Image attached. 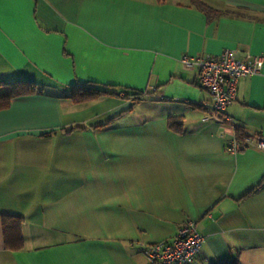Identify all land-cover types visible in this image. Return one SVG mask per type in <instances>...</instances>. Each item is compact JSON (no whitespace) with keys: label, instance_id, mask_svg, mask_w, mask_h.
<instances>
[{"label":"crops","instance_id":"obj_1","mask_svg":"<svg viewBox=\"0 0 264 264\" xmlns=\"http://www.w3.org/2000/svg\"><path fill=\"white\" fill-rule=\"evenodd\" d=\"M193 1L0 0V80L41 88L0 109V264H148L188 221L193 264H264V65L226 110L250 142L230 152L236 128L202 121L212 97L181 62L264 57V0H197L210 18ZM81 85L114 93L76 105Z\"/></svg>","mask_w":264,"mask_h":264},{"label":"built area","instance_id":"obj_2","mask_svg":"<svg viewBox=\"0 0 264 264\" xmlns=\"http://www.w3.org/2000/svg\"><path fill=\"white\" fill-rule=\"evenodd\" d=\"M181 62L187 68L196 69L197 83L212 97V102L204 106L206 115L202 121L220 119L235 128L237 125L226 110L235 100L239 79L257 74L264 65V57L247 54L239 59L233 50L225 49L217 57L183 56ZM249 143L246 139L245 144ZM255 146L264 150V142H257ZM240 148L234 136L229 151L236 152ZM202 244L203 237L195 223L188 221L178 229L172 240L146 245L143 254L148 264H193Z\"/></svg>","mask_w":264,"mask_h":264},{"label":"trees","instance_id":"obj_3","mask_svg":"<svg viewBox=\"0 0 264 264\" xmlns=\"http://www.w3.org/2000/svg\"><path fill=\"white\" fill-rule=\"evenodd\" d=\"M193 4L199 10L204 12L208 18L211 16L217 15V11L209 8L205 4L200 1L194 0ZM41 88H39L36 84L27 81H16V82H5L0 80V109L7 108L11 102V100L29 94H34L36 92H40ZM126 96L132 98L133 103H137L141 99V93L139 92H130L128 93L127 90H122ZM113 91H109L105 88H101L98 86H90V85H81L75 86L74 88L69 90L67 95L68 99L73 104L82 105L88 102H91L103 95L113 94ZM168 125L171 129L178 131V127L180 126L179 122L176 121L174 118H170L168 120ZM235 138L236 141L241 145L240 150L247 147L245 144V140L248 137L243 131V129L239 128L237 125L235 127ZM12 218L11 220L14 223H10L11 226L6 229V224L8 219ZM20 223V218L18 217H4L3 218V229H4V237H5V245L8 249H16L18 248V243L15 244L14 241L19 240V232H18V225Z\"/></svg>","mask_w":264,"mask_h":264},{"label":"snow or ice","instance_id":"obj_4","mask_svg":"<svg viewBox=\"0 0 264 264\" xmlns=\"http://www.w3.org/2000/svg\"><path fill=\"white\" fill-rule=\"evenodd\" d=\"M3 114H0V117H2Z\"/></svg>","mask_w":264,"mask_h":264}]
</instances>
